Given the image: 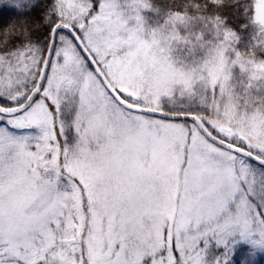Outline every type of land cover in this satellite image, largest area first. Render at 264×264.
I'll use <instances>...</instances> for the list:
<instances>
[{"label": "snow or ice", "instance_id": "6c2138e0", "mask_svg": "<svg viewBox=\"0 0 264 264\" xmlns=\"http://www.w3.org/2000/svg\"><path fill=\"white\" fill-rule=\"evenodd\" d=\"M0 264H264V0H0Z\"/></svg>", "mask_w": 264, "mask_h": 264}]
</instances>
